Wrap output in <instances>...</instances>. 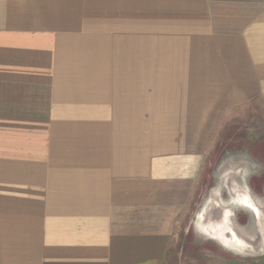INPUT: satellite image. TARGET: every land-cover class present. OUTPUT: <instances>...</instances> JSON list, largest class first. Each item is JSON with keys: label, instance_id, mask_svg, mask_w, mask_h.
Masks as SVG:
<instances>
[{"label": "crops", "instance_id": "crops-1", "mask_svg": "<svg viewBox=\"0 0 264 264\" xmlns=\"http://www.w3.org/2000/svg\"><path fill=\"white\" fill-rule=\"evenodd\" d=\"M251 106L264 0H0V264H218L184 223L206 152L264 187Z\"/></svg>", "mask_w": 264, "mask_h": 264}, {"label": "rangeland", "instance_id": "rangeland-1", "mask_svg": "<svg viewBox=\"0 0 264 264\" xmlns=\"http://www.w3.org/2000/svg\"><path fill=\"white\" fill-rule=\"evenodd\" d=\"M237 116H238V120H236L235 122L242 123V124L234 125L232 127L231 126L223 127V129L226 128L224 133L226 132L227 134H230V135L231 134L242 135L243 139L246 138L245 143L249 146V148H251L253 150L254 147L257 144H259L258 142L262 138H264V120H263L264 119V108L258 109L256 106H251L250 108L247 107L246 109H241L240 113L237 114ZM240 125H242V126H240ZM231 128H232V131L230 132ZM218 136H215V138H217ZM256 140H257V142H256ZM213 144H214V142H212V145ZM252 145H255V146H252ZM252 153H253L252 154L253 158L254 157L256 158V153L255 152H252ZM210 156L211 155H209L208 152H206V156L204 157V161L201 163V169L199 172L198 179L196 181L195 192L191 196L192 205L190 207V212L186 215V220L184 223L185 229L187 231L186 239L191 238V233H190L191 230H198L199 231V227H196L195 224H197L199 222L198 217H200L202 214V211L206 209L205 205L208 201V198L206 197L208 195V188H210L211 184L213 185V183H214L213 182V180H214L213 174L215 173V170L218 169V166L222 163V160H220L219 158H217L216 160H213V159H211L212 157H210ZM258 156L260 158L262 157L261 152L259 153ZM255 158L252 160L253 162L251 164L253 170L250 174H248L249 181L254 177V175H257L256 173H258L257 168L255 166ZM261 160H264V158H262ZM218 176L221 177L222 174H219ZM208 179L210 182L208 181ZM204 181L206 182L205 183L206 186L203 184ZM217 181H219V180H217ZM249 188H250L249 189L250 195L253 194V195H255L261 199H264V187H262L261 185L259 186L255 183H253V181H252L249 185ZM219 194H220L219 197L223 196L222 191H219ZM223 194L225 195V192ZM229 200L231 201V204H230V206L227 207L229 209L228 213L232 214V219L229 221H230V224L232 225V227L234 228V230L236 232H238L235 226H238L240 224L244 225L247 222H248L247 225L251 224L250 225L251 227H247L250 230L249 232H246L245 231L246 227L245 228L243 227L244 229L242 230V235H240V237H242V238L239 237V240L243 241L244 238L248 239V237H249L248 234L253 232L252 233L253 235H251L252 236L251 240L254 238H255V240H254L253 244H251V243L250 244L252 246H256V245L258 246L259 241H261V239H260L261 234L263 233L261 231V229H262V226L264 225V215L262 216V220H263L262 222L263 223L259 222L258 220L253 222L251 220L248 212H246L243 208H240L238 206L239 204H236L235 201H233L231 199H229ZM199 208H200V211H199ZM196 212H197V215H196ZM237 220L240 222V224L237 223ZM215 229H218V227H216ZM262 236L264 237V234ZM214 237L224 239L223 234L221 232L220 233L216 232ZM237 237H238V235H237ZM225 241H227V239ZM233 244L235 245V246H233V248L238 249V250L239 249L243 250V254H239V255L235 256V255H232L229 253H222L220 251L221 249L219 248V245H217V251H220V253H217V255H216V257H217L216 261L218 262V264H226V263L227 264H248L250 262L252 263L253 261H260V260L263 261L264 260V258L254 260V258L252 256L254 254H256V252L253 249V247H249V249H244L245 248L244 246H240V248H236L237 244L235 242ZM247 254H249L250 256H245ZM201 257H204V256L202 255ZM206 257H208V256H206ZM205 259L206 258L204 257L202 259V261H200V264H207L206 263L207 260H205ZM207 259H209V258H207Z\"/></svg>", "mask_w": 264, "mask_h": 264}, {"label": "water", "instance_id": "water-1", "mask_svg": "<svg viewBox=\"0 0 264 264\" xmlns=\"http://www.w3.org/2000/svg\"><path fill=\"white\" fill-rule=\"evenodd\" d=\"M214 186V185H212ZM246 193L245 191H243V193L238 194L237 196H235L233 199V201H235L236 204H239L238 206L240 208H243L246 212H248V214L250 215L251 220L254 222L256 220H258L259 222L263 223L262 221V216L264 215L262 213V210H264V205L261 207V209H257L256 208L259 206L255 202L250 201V199L245 196ZM220 195V194H218ZM217 195V196H218ZM208 198V201L205 205V210L202 211V214L199 218V222L196 225V227H199V233H201L205 238H208L209 240L213 241L216 246L219 245V248L221 249V251H223L224 253H229L232 255H239V254H243V250L241 249H235L233 248V246H235L233 243L235 242L237 244L236 248H240V246H244V249H249V247H253V249L255 250L256 254H254L252 257L254 259H262L264 258V237L262 236L264 234V225L262 226L261 231L263 232L261 234V241H259V245L257 246H252L251 244H253L254 239L251 240V235H253L251 233H247L248 239L246 240L245 238L242 240H239L240 235H242V230L246 227V232H249V228L247 227H251V224L245 223L244 225L240 224L238 226H235L237 231L236 232L234 230V228L232 227V225L230 224V221L232 219V214L228 213L229 209L227 208L228 206H230L231 201H229L228 203L225 204H221L218 200H221V197H219L218 199H216L217 201H214V197L211 193H210V189L208 188V195L206 196ZM205 197V198H206ZM231 199V200H232ZM253 208L254 210H252V213H250L249 209ZM256 210V211H255ZM200 211V208H199ZM198 211V212H199ZM197 215V212H196ZM196 219V218H195ZM210 220V221H209ZM216 227H218V229H215ZM244 227V228H243ZM216 232H221L223 234L224 239H220L215 236ZM238 235V237H237ZM256 235V234H255ZM227 241H225L226 239ZM242 238V237H240ZM250 239V240H249ZM251 243V244H250ZM228 247V248H227ZM262 247V248H261ZM242 248V247H241ZM241 251V252H240ZM245 254V253H244ZM245 256H250L249 254L245 255Z\"/></svg>", "mask_w": 264, "mask_h": 264}, {"label": "flooded vegetation", "instance_id": "flooded-vegetation-1", "mask_svg": "<svg viewBox=\"0 0 264 264\" xmlns=\"http://www.w3.org/2000/svg\"><path fill=\"white\" fill-rule=\"evenodd\" d=\"M248 198L252 201V202H255V204H257L259 206V208L257 207V209H261V207L264 205V199H261L259 197H256V196H253L252 194L251 195H248ZM252 210H254L253 208L249 209L250 213H252ZM262 210V213L264 214V210Z\"/></svg>", "mask_w": 264, "mask_h": 264}, {"label": "built area", "instance_id": "built-area-1", "mask_svg": "<svg viewBox=\"0 0 264 264\" xmlns=\"http://www.w3.org/2000/svg\"><path fill=\"white\" fill-rule=\"evenodd\" d=\"M254 260H256V259H254ZM248 264H264V260L263 261L262 260H260V261H253L252 263L250 262Z\"/></svg>", "mask_w": 264, "mask_h": 264}]
</instances>
